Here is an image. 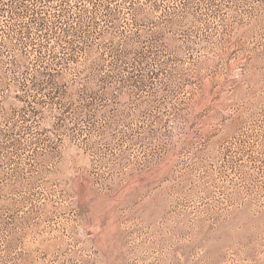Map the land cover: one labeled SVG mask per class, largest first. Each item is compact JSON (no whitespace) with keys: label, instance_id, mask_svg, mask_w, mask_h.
<instances>
[{"label":"rangeland","instance_id":"374dc122","mask_svg":"<svg viewBox=\"0 0 264 264\" xmlns=\"http://www.w3.org/2000/svg\"><path fill=\"white\" fill-rule=\"evenodd\" d=\"M0 264H264V0H0Z\"/></svg>","mask_w":264,"mask_h":264}]
</instances>
